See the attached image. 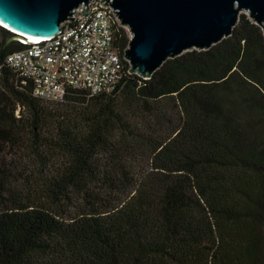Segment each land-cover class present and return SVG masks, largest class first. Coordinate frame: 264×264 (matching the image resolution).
<instances>
[{
    "label": "trees",
    "instance_id": "16d2710c",
    "mask_svg": "<svg viewBox=\"0 0 264 264\" xmlns=\"http://www.w3.org/2000/svg\"><path fill=\"white\" fill-rule=\"evenodd\" d=\"M0 264H264L262 26L63 102L4 69Z\"/></svg>",
    "mask_w": 264,
    "mask_h": 264
},
{
    "label": "water",
    "instance_id": "95a60500",
    "mask_svg": "<svg viewBox=\"0 0 264 264\" xmlns=\"http://www.w3.org/2000/svg\"><path fill=\"white\" fill-rule=\"evenodd\" d=\"M90 0H0V21L33 37H53ZM130 33V73L150 79L187 51L207 50L232 35L243 12L264 30V0H106ZM103 2V1H102ZM103 5V6H104ZM82 12V13H83ZM2 30L11 34L3 42ZM17 34L0 25V60Z\"/></svg>",
    "mask_w": 264,
    "mask_h": 264
},
{
    "label": "built area",
    "instance_id": "2783aa9c",
    "mask_svg": "<svg viewBox=\"0 0 264 264\" xmlns=\"http://www.w3.org/2000/svg\"><path fill=\"white\" fill-rule=\"evenodd\" d=\"M106 2L90 0L87 13L79 6L70 17L73 22L64 21L53 37L14 36L24 47L4 55L0 77L4 69H11L23 85L31 86L35 98L45 102H63L70 89L91 95L113 92L130 68L126 72L127 59L115 47L116 31L124 26Z\"/></svg>",
    "mask_w": 264,
    "mask_h": 264
},
{
    "label": "bare ground",
    "instance_id": "6f19581e",
    "mask_svg": "<svg viewBox=\"0 0 264 264\" xmlns=\"http://www.w3.org/2000/svg\"><path fill=\"white\" fill-rule=\"evenodd\" d=\"M0 25H1L2 27H4V28H7V29L11 30L12 32H14L15 34H17L18 36H22V37L27 36V37H25L26 39H27V38L30 39V40H33V39H39V37H33V36H30V35H25V34H22V33H20V32H17V31H15L14 29H12V28L8 27L7 25H5L4 23H2L1 21H0Z\"/></svg>",
    "mask_w": 264,
    "mask_h": 264
},
{
    "label": "rangeland",
    "instance_id": "374dc122",
    "mask_svg": "<svg viewBox=\"0 0 264 264\" xmlns=\"http://www.w3.org/2000/svg\"><path fill=\"white\" fill-rule=\"evenodd\" d=\"M243 13V12H242ZM14 42H16V39H15V37L13 38V41H12V43H14Z\"/></svg>",
    "mask_w": 264,
    "mask_h": 264
}]
</instances>
